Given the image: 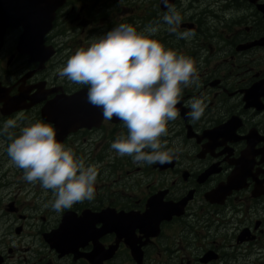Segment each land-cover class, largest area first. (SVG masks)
<instances>
[{"label": "flooded vegetation", "instance_id": "obj_1", "mask_svg": "<svg viewBox=\"0 0 264 264\" xmlns=\"http://www.w3.org/2000/svg\"><path fill=\"white\" fill-rule=\"evenodd\" d=\"M53 1L61 4L47 33L48 0H0V124L15 119L13 132L38 120L46 102L87 90L56 74L77 49L121 23L142 31L170 6L181 14L177 31L193 35L177 39L161 23L151 38L191 57L199 80L183 90L162 137L180 148L170 162L118 156L110 145L127 129L103 119L72 125L60 141L96 166L93 201L58 214L38 183H0V264H257L253 250L264 253V0ZM41 91L44 103L28 109ZM193 98L206 104L198 121L187 116ZM5 103L10 117L2 116ZM215 190L220 197H211Z\"/></svg>", "mask_w": 264, "mask_h": 264}, {"label": "clouds", "instance_id": "obj_2", "mask_svg": "<svg viewBox=\"0 0 264 264\" xmlns=\"http://www.w3.org/2000/svg\"><path fill=\"white\" fill-rule=\"evenodd\" d=\"M167 26L177 39L193 33L178 32L181 14L169 7L161 21L150 23L142 31L132 24L121 23L89 47H81L63 67L57 69L61 79L87 86V102L101 109L104 119L120 120L127 129L118 135L110 149L118 156L131 157L134 164L168 163L180 151L162 142L167 125L177 119V104L183 90L198 83L196 62L188 56L166 48L154 37ZM187 116L198 121L206 104L201 98L188 102ZM15 119L0 124V136L10 143L6 153L9 163L23 171L22 179L51 191L46 207L55 213L75 204L93 201L98 171L57 140L56 130L36 121L19 129Z\"/></svg>", "mask_w": 264, "mask_h": 264}, {"label": "rangeland", "instance_id": "obj_3", "mask_svg": "<svg viewBox=\"0 0 264 264\" xmlns=\"http://www.w3.org/2000/svg\"><path fill=\"white\" fill-rule=\"evenodd\" d=\"M0 158H2L3 162L4 161H9L5 154L0 151ZM10 166V167H8ZM8 168L1 169L0 168V180L2 183L4 182H23L24 184H28L25 180L22 179L23 172H20L19 170L16 169V167L11 166L10 163L7 165ZM4 179V180H3ZM4 207V205L0 204V208ZM253 262H256L255 259H253Z\"/></svg>", "mask_w": 264, "mask_h": 264}]
</instances>
